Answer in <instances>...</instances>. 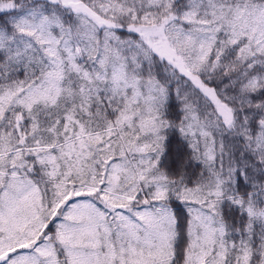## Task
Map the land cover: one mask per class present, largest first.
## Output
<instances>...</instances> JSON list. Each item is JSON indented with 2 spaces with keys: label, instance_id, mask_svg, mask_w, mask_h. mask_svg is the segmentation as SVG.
Returning <instances> with one entry per match:
<instances>
[{
  "label": "snow or ice",
  "instance_id": "obj_1",
  "mask_svg": "<svg viewBox=\"0 0 264 264\" xmlns=\"http://www.w3.org/2000/svg\"><path fill=\"white\" fill-rule=\"evenodd\" d=\"M0 264H264V0H0Z\"/></svg>",
  "mask_w": 264,
  "mask_h": 264
}]
</instances>
